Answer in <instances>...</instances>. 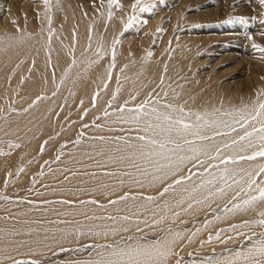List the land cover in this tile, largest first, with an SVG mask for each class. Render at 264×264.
Here are the masks:
<instances>
[{
  "label": "bare ground",
  "instance_id": "6f19581e",
  "mask_svg": "<svg viewBox=\"0 0 264 264\" xmlns=\"http://www.w3.org/2000/svg\"><path fill=\"white\" fill-rule=\"evenodd\" d=\"M68 11L69 10H66V12ZM68 14L69 18L66 17L68 24H66L65 32L58 41L55 40L53 42L54 48L51 57L46 56L49 51L47 52L46 48H44L46 47L44 42H42L44 47L41 49V47H39L41 45L40 43L36 45L38 39L36 40L33 38L20 41L17 36L13 37L12 34H19L15 30H18L20 27L13 28L8 22L6 28L0 26V115L6 113L11 107H15L16 111H20L18 113L12 112V114L5 117L0 116V194L15 187L21 188L22 186L25 188L27 185H31L34 182V185L37 187L42 186V188H44L42 194L40 193L35 196V204L26 205L13 203V201L10 203L8 201L3 203L0 202V264H3V262H13L19 258H29V256L45 257L48 255L49 251L59 249L60 247H74V245H79V243L82 242L94 241L103 244V241H115L118 236L132 235L133 231H139L137 230L138 228L140 230L146 228L147 231H151L154 227L156 229L158 227L163 229L164 225L171 224V226H176L183 220L182 217L188 216L190 219L189 216L204 215L208 213V211L216 209L213 206L216 207L217 204L215 203L220 202L218 207H221L220 205L222 204L221 212L215 213V210L209 213L208 217L205 216V222L200 223L197 228H193L194 230L192 232L185 233L186 231L178 228V230H176L175 227V229L169 228L163 233V239L160 242L156 241L157 243L154 241V243L149 244L145 242H128L126 245H119L117 249H110L109 247L100 249L96 251L93 258H89V260L78 261L75 258L76 260L72 259L58 263L109 264V262H116V264H129V258L120 254L131 252L133 249H142L150 252L151 255H141L137 257L141 264H173V261L177 260L178 255H180L179 249L186 251V249L198 245L199 243L203 245L204 250L202 251H207L208 247H223V244H218L224 243L223 241L226 239L225 236H228L225 235L226 232L231 230V233H233L232 230L236 231L243 228L242 226L245 225V221H253L254 218L264 217L261 215V213L264 212V200L257 199L252 205L244 204L245 200H249L255 195V192H259V188H264V182H262L264 181V174H257L256 170L259 168L258 165L255 171H251L255 177L259 175V179L256 185H253L251 191L248 190L245 193L246 196L248 194L247 198H239L244 195V192L242 195H239L240 192L239 194L237 193L236 196H234V194V198L230 197L235 189V183L229 185L230 181L232 180L233 182L235 177L232 176L233 179H231L230 173H236L238 168L243 170L242 168H244V165L237 160L239 163H235V166L232 165L233 167H227V165H229L227 164L221 166V168H216L215 166L211 168L208 166L204 170V167L210 161L209 153L206 150H210L211 148L207 149L206 147L205 149H197V145L194 144L190 149L186 148V150H184L186 153L189 151L190 153L193 152L194 156L192 155V159H194V161H200V159H202L206 162L205 164H199L200 166H194L196 168L193 172H195L196 169L201 170L194 173L195 175L188 181L184 180V176L181 175L182 173L178 171V169L176 171H174V169V172L169 173H167V171V174L164 172V175L166 174L165 176L162 174L159 176V173L164 171L165 167H163L164 169H162V171L160 168L146 169V171H143L137 164L140 167H142L141 163L143 166H146V164L151 161V157L148 155L143 156V158L135 157L138 159L137 162L135 159L128 161L127 168H129V164H132L134 167H138L137 169L134 168V170L136 169V173L139 172L137 173L138 175L143 178L147 175V184L139 183L142 188L137 187L134 183L133 185L139 188L140 192L145 191L151 192L150 194H155L151 199H143L142 197H137L138 195L136 198L132 199L129 197V191L132 193L137 192L134 191L136 189H132L133 186L131 181V174L135 171L131 169V171L127 172L128 169L126 170V166H120L121 160L116 159V162H114L116 165L119 163L120 166L117 167L115 165V171L111 169L114 165L108 169L105 168L106 165L101 162H92L97 159H103L104 155L107 156L108 152L114 150L108 147L112 142H109V144L108 142H103L104 144L99 143V145L97 143L99 140H96V145L95 142L92 143L90 141L89 137L87 138V136H89L87 134H96V136H98L100 134H111V132L115 133V131L107 129V126H109L108 124L111 125L110 128L112 129L116 126L118 120L127 116V112L129 111L126 110L123 112V110H117V112H109V116L105 115L103 118H101L99 114L106 113L109 108H113L112 111H114L115 106L122 107L121 101L125 95H128L125 94L124 97H122V92L128 88H134L137 80V73L141 74V81H143V79L148 81L155 78L151 73L152 71L150 72L151 67H147L150 65H147L148 63H146V61H142L143 63L139 67H132L130 59H125V45L119 43L120 45H118L116 50V57L118 62L123 63L120 64V67L117 65L119 68L115 72V76L121 81L120 85H117L119 86L118 90L114 88L116 92L120 91V94L115 93L113 90V85L115 84H108L110 69L104 66V64H100L99 59H97V61L93 60L90 65L83 64L79 66L71 57L72 54L74 55L79 50L81 51L82 48H84L83 51H85L91 47V42H87V37H91L93 33H91L92 30H89L87 27L89 22L82 23L83 21L81 19L80 23L83 24V28L86 27L87 30H89L83 33L85 30H83V28L79 29L81 24L78 23V21L76 22V19L74 20L76 16L74 17L71 13ZM16 18L18 17L15 16V19ZM118 21L113 22V27H110V33L105 38L106 48L104 49L105 51H103L107 56L111 51L112 43L115 41L111 33L114 28L118 29V26H122L119 23L120 21ZM155 23H157V21L150 23V25L153 24V27L156 28L161 22ZM1 37H4V40L1 39ZM112 40L114 41L112 42ZM3 41H6V43H3ZM146 49L148 51L149 48L146 47ZM72 51L75 52L71 53ZM82 54L75 57H81ZM131 57L133 58V56ZM138 61L140 62L139 59ZM162 73H160L159 77ZM154 75L155 77L157 76L156 79L159 78L158 75ZM57 81H61V85H59L61 88L60 92L56 94L54 90L56 89ZM213 86L205 89V87L202 86L189 85L184 91L178 89L179 91L174 95V99L171 100L182 103L188 110L192 109L194 112H196L195 110L204 109L211 112L212 109L215 108V104L212 102V94L214 93ZM107 90H110V92L113 91L112 97L111 95L108 96L110 93H106ZM224 92V88L219 90L218 97L220 103L225 107H231L236 102L246 101L244 98L240 97L241 95L239 94H235L230 101L226 100V98L222 99V97H224ZM52 94H54L53 98L43 97ZM168 97H170V95ZM92 103L95 104L92 105ZM94 106L98 108L96 109ZM88 108H90V110L87 119L93 120L95 117L99 116L100 122L98 125L103 123L102 126H100V130L94 127L83 131V129L80 128L84 125H81L82 123L75 120L77 117H81ZM153 109L155 108H152V110ZM164 109L166 108L164 107ZM178 109L180 110V108ZM166 110L161 112V114H165V112H167ZM70 112L71 115L69 114ZM153 113L156 115V111ZM188 117L192 118L191 115ZM165 126L168 127L167 121ZM156 130L159 131V129ZM79 131H81L79 135H83L82 138H84L82 142L62 144L65 140L74 139L79 136L77 135ZM209 131L211 132V130ZM184 139L189 140V138L185 137ZM131 141L136 143L137 146H134L138 151L145 152L148 150H156L153 145H149L143 140H129L128 143L130 144ZM200 141L203 140L200 139ZM245 144H247V142ZM200 146H202V144L198 147ZM130 147L132 146H129V148ZM193 149H196V151H193ZM58 151H61L60 159L56 162H52L51 160L54 159ZM168 151L172 158L178 156V159L172 160L173 163L167 162L171 157L168 156L169 159L161 157V159L164 158V162L167 163L169 167L173 165L172 167L175 168L174 166H176V164L180 163V165H183L188 161L187 157V160L180 159L179 149L175 148V151H173V148H169ZM141 154L144 153L141 152ZM222 154H224V152ZM153 157L154 156H152V158ZM216 157L218 156L216 155ZM219 158H221V156ZM190 160L191 158L189 161ZM233 160L235 159L233 158ZM229 166H231V164ZM102 169H108L109 171L102 172L100 171ZM186 169H184V171ZM226 169L227 171H225ZM72 171L74 172L70 174ZM141 171H143V173ZM153 172L156 173L155 178L152 177ZM242 172L239 171V175ZM14 173H19V175L12 178ZM246 173H249V171ZM242 177H244V175L240 178ZM243 180L240 181L243 182ZM177 181L181 182L177 183ZM209 181H211V183H209ZM245 183H247V181ZM46 184L48 187H46ZM51 187L53 189H51ZM165 189H167V191H165ZM220 189H224V191L221 192ZM237 190L235 192H238ZM242 191L245 190L243 189ZM125 194L128 195L127 199L118 200V198ZM134 194L136 195V193ZM134 194H132V196H134ZM200 195L205 197H203L204 200L203 198H200V200L198 198L196 199V197ZM54 197H59L69 202L73 201V203H64L59 200L46 203L47 199ZM91 198V202H85V200ZM235 198L237 199L236 201L233 200ZM37 202L40 203V206H36ZM236 205H239V208L235 207ZM210 214L212 216H210ZM245 226L247 227L248 225L246 224ZM108 245L111 246L110 243ZM260 247L264 246L261 244L253 245L252 243L246 245L242 251L227 253L209 262L195 260L193 263L180 264H264V257L260 256V254L255 251V249ZM157 248L160 252L165 253V255H159L156 252ZM184 253L187 254V252Z\"/></svg>",
  "mask_w": 264,
  "mask_h": 264
},
{
  "label": "rangeland",
  "instance_id": "374dc122",
  "mask_svg": "<svg viewBox=\"0 0 264 264\" xmlns=\"http://www.w3.org/2000/svg\"><path fill=\"white\" fill-rule=\"evenodd\" d=\"M134 5H136V0H118L117 4L112 5L109 4V0H48L47 3H45V0H0V26H4V28H6V24L9 23L11 26H13V28L20 27L18 30H15L19 34H12L13 37L17 36L20 41L33 38L36 40L38 39L36 45L40 43L41 45L39 47H41V49L44 47L42 45V42H44L46 46L44 48H46L47 52L49 51L46 56L51 57L54 48L53 42L55 40L58 41V39H60L65 32L66 24H68L66 17L69 18L68 13H71V15L73 14L74 17L76 16L73 18L74 20L76 19L75 21H78V23L81 22V19L83 21L82 23L89 22L87 27L89 30H92L91 33L93 34H91V37H87V42H91V47L85 51H83L84 48H82L81 51L79 50L74 55L72 54L71 57L79 66H82L83 64L90 65L93 60L97 61V59H99L100 64H104V66L110 69H108L110 74L108 84L114 83L116 85H113V90L117 94H120V91L116 92V90H118L119 86L117 85H120L121 81L117 79L115 72L121 66L120 64L123 63L118 62L116 57L118 45L122 43L125 45L124 47L127 51H125V59H130V64L132 67H139L144 61L148 63L147 65H150L147 67H151L150 72L152 71L151 73L155 79H150L148 80L149 82L143 79L145 82L144 83L141 81V74L137 73V80L135 82L134 88L131 87L133 89L128 88V92L127 90L122 92V97H124L125 94H128L125 95L121 101L122 107L115 106L114 111H112L113 108H109L106 113L99 114V116L103 118L105 115L109 116V112H117V110H123V112L126 110L129 111L127 112V116L118 120L116 122V126H114L112 129L110 128L111 125L108 124L109 126H107V129L111 131L113 130L115 133L111 132V134H100L98 136H96V134H87L89 135L87 138L89 137L92 143H94L96 140H99V142H97L98 144H104L105 142H108L109 144V142H112V144L110 143L111 145H108V147L114 150L110 151L111 153L108 152L110 154L107 153V156L104 155L105 157L103 156V159H97L92 162H101L102 164L106 165L105 168L108 169L114 165V168L111 167V169L112 171H115L116 164H114V162H116V159H118L121 160L120 166H126V170L128 169L127 172L131 171V169L135 171H132L133 173L131 174V181L133 186L132 189H136L133 190L137 192H128L131 199L136 198L137 195V197H142L143 199H151L155 195L153 193L150 194L151 192L145 191H142V193L140 192L139 188H137L141 187L139 183H146L147 181V175L143 178L137 174L139 172L136 173V169L138 167L142 168L143 171L154 168H160L162 171V169H164L163 167H165L164 171L159 173V176L161 174L165 176L167 173L174 172L178 169V171L182 173L181 175L184 176V180H191L192 176L195 175L194 173L198 172V170H201L196 169L195 172H193V170L196 168L194 166L201 164L200 162L203 161L202 159H200V161H194V159H192V155L194 156L193 152H184L186 148L190 149L194 146V144L197 145V149H205L206 147L207 149L211 148L210 150H206L209 153V160L211 162L209 161L206 164L204 170L208 166L211 168L212 166L221 168V166H225L227 164H231V166L227 165V167H233L235 166V163H239L237 160H239L240 163H243L244 168L242 169L244 171L241 170V168H238L236 173H230L231 179H233L232 176L235 177L233 179L234 181L232 182L231 180L229 185L231 183H235V189L232 192V196L230 197L234 198L237 193L239 194L240 192L239 195H242L244 192L245 196L243 195L239 198L246 199L248 194L246 196L245 193L248 191L249 182V177L246 172L249 171L253 173L251 170L255 171L258 167L260 168L261 166H264V157H257L254 160H241L239 158L241 155H252L254 151L259 150L260 141L257 139L256 134L253 135L254 137L252 136L249 139L253 144L257 145V147L250 149L246 148L249 140L241 141L240 136L245 134V130L252 131L253 126L259 128L260 119H264L258 118L257 120H251V116L255 115V113L260 110L259 105L264 103V52L253 46L259 45L260 48H264V0H141L139 5L133 7ZM143 8H148L149 10L142 11L141 9ZM66 10L71 12H66ZM14 15L18 18L15 19ZM113 20L116 22L119 20L120 22H118L124 26H118V29L114 28L113 32L111 33L112 38H114L115 41L112 40V42H114L112 43L110 51L111 53L109 52L108 54L110 57H108L104 52V49L106 48L105 38L110 33V27H113ZM155 21H157V23L161 22L162 24L160 23L155 28L153 27V24H151L152 26L150 25V23ZM82 23H80L81 27H79V29L83 28ZM83 30H85L83 33L89 31L86 27L83 28ZM1 39L4 40V37H1ZM3 43H6V41H3ZM146 47L149 48L148 51ZM75 51H72L71 53H74ZM150 53L151 55H149ZM81 54V57H75L80 56ZM131 56H133L135 59H133ZM141 56H144L145 58ZM160 73H162V75L159 77ZM154 74L158 75L159 78L156 79L157 76L155 77ZM59 85H61V81L56 82V89L54 90L56 91V94L60 92L61 87ZM189 85L202 86L205 87V89L211 88L213 85H215L213 86L214 93L212 94V102L215 104V108H213L211 112L204 109L195 110L197 112L196 113L192 109L188 110V108L182 103L171 100L174 99L173 97L177 91H179L178 89L184 91ZM114 88L117 89L115 90ZM222 88L225 90L224 97H222V99L226 98V100L230 101L235 94H239L241 95L240 97L244 98L246 101L236 102L231 107H225L222 103H220L218 97L219 90ZM106 93H110L108 96L111 95L112 97L113 91L110 92V90H107ZM169 95L170 97H168ZM53 96L54 94L43 97L53 98ZM93 104L95 103H92V105ZM142 104L144 105V108L141 111L140 105ZM168 105H171V107H167ZM164 107L168 109L166 110ZM94 108L97 109L98 107L94 106ZM152 108H155L156 115L153 113L154 111ZM178 108H180V110ZM162 109L166 110L167 112H165V114H161V112H164V110L161 111ZM181 109L183 111H181ZM86 110L81 117H77L75 119L82 123L81 125H84L80 129H83L84 131L85 129L95 127L96 129L100 130V126H102L103 123L98 125L100 122L99 116L95 117L93 120H89L87 117L89 115L90 108ZM12 112L18 113L20 111H16L15 107H11L6 113L1 114L0 116L5 117L9 114H12ZM69 114L71 115V112ZM157 114L161 116H171L173 121L182 119L185 123L189 122L191 125L195 126L191 131H198L200 129V136L205 134L203 137H208V139H202L203 141H200L199 136L191 134V131L188 132V134L181 132L179 135L173 132L170 138L165 133L160 132L159 128H157L159 131L156 130L155 133L151 129L146 132L145 129L149 127V125L156 126L157 124L161 127L167 128L165 126V120L156 119ZM197 114H199L202 119H197ZM189 115H191L193 119L188 117ZM245 117L248 119L245 120ZM194 122L197 123L195 124ZM242 123L244 124V127H241ZM209 130H211L213 134ZM80 133L81 131H79L77 135ZM82 136L83 135H79L74 139H70L71 141L65 140L63 141L64 143L62 142V144H70V142L72 144L80 143L84 140ZM141 136L148 138L143 141L145 143L147 142L149 145H153L148 142L149 139H156L167 143V150L160 149L158 145H153L154 148H156L155 151L148 150L143 152L138 151L137 148H135L137 145L133 141H131L130 144L128 143L129 140L142 141L138 138ZM184 137L189 138L188 141H190L192 145L190 143H185ZM169 139H171L173 142H168ZM233 140L238 141V143L233 144ZM213 142L214 144L216 142L217 143L214 145ZM246 142L247 144H245ZM177 143L181 145L180 148H176ZM201 144L202 146L198 147ZM241 144L246 146H242ZM226 145L228 146L226 147ZM129 146L132 147L129 148ZM169 148L179 149L180 157L184 156L185 159L183 160L188 159V161H186L183 165H180V163L176 164V166H174L175 168L172 167L173 165H170L169 167L168 164L164 162V158L169 159V157H171L170 153H168ZM241 148L249 150L242 152ZM217 149H219L221 158H219L220 156L216 157ZM58 152L56 153L54 159L51 160L52 162H56L60 159L61 151L59 153ZM137 152H140L139 156ZM141 152L144 154H141ZM149 152L153 153L154 155L152 156L154 157L152 158V156H150L151 161H149L146 166H143L142 163V167H140L138 164V167H134L132 164H129V168H127L128 161L135 159L137 162V157L143 158V156ZM157 152H163V156L155 155ZM221 152H224V154ZM161 157L164 158L161 159ZM211 157H213L214 161L216 162H214L213 158ZM230 157L232 160L229 159ZM176 158L178 159V156H176ZM176 158L171 157L167 162L173 163L172 160H176ZM190 158L191 160L189 161ZM233 158L235 159L234 163ZM224 160H228V163H223L222 161ZM205 163L206 162L203 161L202 164ZM116 166L120 167L119 163ZM134 168L136 169L134 170ZM183 168L187 169L184 171ZM259 168L256 170L257 174L263 175L264 173L258 172ZM108 169H102L100 171L107 172L109 171ZM143 171L141 172L143 173ZM239 171H243L242 173L244 177L246 175L247 176L245 178H240L243 175L242 173L239 175ZM73 172L74 171L70 172V174ZM164 172L167 173L164 175ZM19 173H14L12 178L18 176ZM152 174V177L155 178L156 173L153 172ZM259 175L256 177V181H258ZM238 177L240 180L244 179L243 182L240 181ZM246 181L247 183H245ZM133 183L136 184L137 187L133 185ZM34 184L35 182L31 185H27L25 188L22 186L21 188L15 187L3 194L1 193L0 202L3 203L8 201L10 203L13 201V203H21L26 205L35 204V196L40 193L42 194L44 188H42V186L37 187ZM46 187H48L47 184ZM51 189L53 188L51 187ZM243 189L245 191H242ZM236 190L238 192H235ZM131 193H136V195L134 194V196H132ZM254 194V196H259V192H255ZM127 196L128 195L125 194L118 198V200L121 201L127 199ZM203 197L204 196L200 195L199 197H196V199L198 198L200 200V198L202 199ZM237 199L235 198L233 200L236 201ZM57 200L64 203L69 202L65 199L54 197L47 199L46 203H52ZM87 200H85V202H91L92 198ZM69 203L72 204L73 201ZM215 204H217L216 207L213 205L212 206L216 209L210 210L204 215H193L194 217L189 216L190 219L188 216L182 217L183 220L180 221V223H178L176 226H171V224H169L170 226L164 225L163 229L158 227L157 230L154 227L151 229V231H147L146 228L141 230L138 228L137 230L139 231H133L132 235L118 236L115 241H103L102 243L104 245L94 241L82 242L79 243V245H74V247H60L59 249L49 251L48 255L45 257L29 256V258H19L13 262H3V264H33V262H36V264H58L59 262L72 259L83 261L93 258L96 251L107 247L110 249H117L119 248V245H126L128 242H145L147 244L154 242L157 243L163 239V233L169 228H176V230L181 229L186 231L185 233L192 232L194 230L193 228H197L200 223L205 222L204 219L209 216V213L215 210V213L221 212L222 204L220 205L221 207H218L220 202H216ZM36 206H40V203L37 202ZM210 216L212 215L210 214ZM262 220H264V217L254 218L253 221L248 220L245 221L246 223L244 222L245 225H248L247 227L244 225L241 229L236 231L232 230L233 233H231V230L226 232L225 235L228 236H225L226 239L223 241L224 243L218 244H223V247H208L207 251H202L204 250L203 245L202 243H199L198 245L191 246L190 248L186 249V251L179 249L180 255H178V259L176 258L178 261L174 260L173 264L193 263L195 260L209 262L213 259H218L224 256V254L242 251V249H244V247L248 244L253 243V245H262L261 242L264 241V224L260 222ZM152 230H154L155 233ZM109 243L111 246L108 245ZM184 252H187V254Z\"/></svg>",
  "mask_w": 264,
  "mask_h": 264
},
{
  "label": "snow or ice",
  "instance_id": "6c2138e0",
  "mask_svg": "<svg viewBox=\"0 0 264 264\" xmlns=\"http://www.w3.org/2000/svg\"><path fill=\"white\" fill-rule=\"evenodd\" d=\"M47 2H48V0H45V3H47ZM140 2H141V0H136V5H134L133 7H136L137 5H139ZM117 3H118V0H109V4L110 5L117 4ZM141 10L142 11H148L149 9L148 8H143ZM133 19H134V17H133ZM253 46L256 47L258 50L264 52V48H260L259 45H253ZM149 55H151V53ZM167 107H171V105H168ZM143 108H144V105L143 104L140 105V110L141 111L143 110ZM259 109L260 110L258 112H256L255 115L251 116V120H257L258 118H264V103H261L259 105ZM153 111L155 112L156 110L153 109ZM181 111H183V110L181 109ZM134 119H135V117H134ZM156 119L157 120L163 119V120L167 121L168 122V127L164 128V127H161L159 125H156V126L149 125V127L145 129L146 132L151 129L155 133L156 129L159 128L161 132L165 133L170 138L171 134L173 132H175L177 135H179L181 132H185V133L190 132L195 127L194 125L185 123L182 119H178V120L173 121L172 117L168 116V115L161 116V115L158 114L156 116ZM197 119H202V117H200L199 114H197ZM244 119L247 120L248 118L245 117ZM241 127H244L243 123L241 124ZM233 130H235V129H233ZM191 134L199 136L200 139H208V137L200 136L199 131H191ZM218 134H220V133H218ZM254 134H256L257 139L260 141L259 150L258 151H254V153L252 155H248V156L241 155L239 157L241 160H244V159L254 160L257 157H264V119H260L259 128H256V127L253 126L252 131L245 130V134L240 136V140L241 141L249 140L247 148H256L257 147V145L253 144L251 142V140L249 139ZM138 138L141 139V140L148 139L147 137H144V136H141V137H138ZM148 142L153 144V145H158L160 149H165L167 147V143H165L163 141L156 140V139H149ZM168 142H173V141H171V139H169ZM185 143H191V142L188 141L187 139H185ZM237 143H238V141L233 140V144H237ZM227 146L228 145H226V147ZM17 147H18V145H17ZM180 147H181V145L177 143L176 144V148H180ZM173 151H175V149H173ZM193 151H196V149H193ZM241 151L242 152L246 151V149L245 148H241ZM155 154L163 156V152H157ZM146 155L152 156L153 153L149 152V153H146ZM217 156H219V149H217ZM180 159L183 160V159H185V157H180ZM229 159H232V158L230 157ZM222 162L227 164L228 160H224ZM233 162H235V161L233 160ZM200 163L202 164L203 161H201ZM225 171H227V169ZM259 173H264V166L260 167ZM247 175L249 177L248 190L250 191L252 189L253 185H256L257 181H256V177L253 176V174L251 172L247 173ZM180 182L181 181H177V183H180ZM209 183H211V181H209ZM165 191H167V189H165ZM220 191L223 192L224 189H220ZM257 199L264 200V188H259V196L258 197L253 196L249 200H245L244 204L245 205H252ZM235 207L239 208V205H236ZM261 215L264 216V212H262ZM260 222L262 224H264V220H262ZM261 243H262V245H264V241H262ZM255 251L258 252L260 254V256L264 257V247H260L258 249H255ZM156 252L159 255H165V253L160 252V250L158 248L156 249ZM120 255L127 256L129 258V264H141V262L137 259V257H139L141 255L150 256L151 253L147 252L146 250H142V249H133L131 252L121 253ZM33 264H36V262H33ZM109 264H116V262H109Z\"/></svg>",
  "mask_w": 264,
  "mask_h": 264
}]
</instances>
